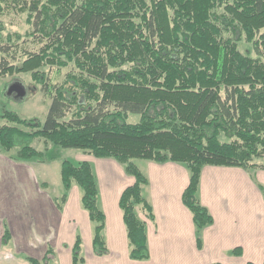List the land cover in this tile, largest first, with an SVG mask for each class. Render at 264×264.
I'll return each mask as SVG.
<instances>
[{
    "label": "trees",
    "instance_id": "1",
    "mask_svg": "<svg viewBox=\"0 0 264 264\" xmlns=\"http://www.w3.org/2000/svg\"><path fill=\"white\" fill-rule=\"evenodd\" d=\"M8 1L0 0V14ZM13 5L27 10L32 28L26 37L0 34V73L31 71L52 102L44 121L4 110L0 147L17 148L18 161H61L63 192L56 203L66 202L73 185L80 187L82 206L95 223L97 255L109 247L95 166L64 157L58 147L121 163L134 178L119 205L129 256L136 260L151 257L139 210L150 219L155 214L144 193L149 178L135 158L183 163L190 181L182 198L202 246V230L214 222L198 195L204 166L264 169L258 161L264 157V0H13ZM242 36L255 55L240 49ZM36 38L43 45L24 50L19 61L17 48ZM43 67L69 70L54 83ZM131 113L139 120L129 121ZM39 137L44 149L31 143ZM9 239L5 228L3 242ZM82 249L77 233L73 264L87 263ZM231 252L243 253L239 246ZM50 254L51 246L42 259L26 258L29 264H51Z\"/></svg>",
    "mask_w": 264,
    "mask_h": 264
},
{
    "label": "crops",
    "instance_id": "2",
    "mask_svg": "<svg viewBox=\"0 0 264 264\" xmlns=\"http://www.w3.org/2000/svg\"><path fill=\"white\" fill-rule=\"evenodd\" d=\"M156 163L150 164L149 184L144 188L155 219L139 212L147 224L149 259L129 256L127 229L119 205L122 191L134 178L127 173L125 178L120 172L121 179L112 181L105 174L106 182L93 162L99 178L100 204L106 214L104 235L109 252L97 255L93 250L95 223L84 210L81 197L78 202V194H72L77 184L69 190L66 202L58 205L54 200L58 196L48 192L49 184L43 186L35 176L28 175L26 184L18 186L20 193L8 201L10 239L3 242L5 230L1 227L0 264H29L27 256L42 259L49 246L54 251L50 254L51 264H73L72 247L77 233L83 238L86 264H263L264 194L259 185H264L263 168L204 166L198 195L214 222L202 230V246H198L193 215L182 198L190 171L180 162ZM3 203L2 198L0 205ZM238 246L242 248L241 255L231 252Z\"/></svg>",
    "mask_w": 264,
    "mask_h": 264
},
{
    "label": "rangeland",
    "instance_id": "3",
    "mask_svg": "<svg viewBox=\"0 0 264 264\" xmlns=\"http://www.w3.org/2000/svg\"><path fill=\"white\" fill-rule=\"evenodd\" d=\"M8 2V7H6L5 12L3 14H0L1 37L8 38V35L13 32H20L23 37H26L27 32H29V30L32 28L31 23L27 20V10L22 11V9H20L18 5H13V0H9ZM14 4H16V2ZM37 40V38L34 40H30L27 43V46L24 47V49L20 47L17 48L19 61H21L25 56L24 50L30 49L36 51L41 47V45H43V42ZM239 47L240 49H242V51L255 55L252 43L247 41L244 36H242L241 40L239 41ZM43 69L46 71H50V80L52 82L59 83L64 79L66 73L69 70V67H63L61 70L56 67H43ZM14 78L22 80L27 85L28 89L25 95L12 96L11 94L7 93L6 88L9 82ZM40 85L33 78L31 71H11L5 74L0 73V125L5 122V118L3 117L4 110H13L22 117H36L44 121L49 112L52 100L48 95L44 93ZM68 117H70V114H68ZM139 118L140 116L138 114L131 113L128 120L131 122H135L138 121ZM31 143L38 149H44L46 147V141L43 137H39L36 139L34 138ZM47 143L48 146H52L50 142ZM58 149L64 157H67L69 159H87L92 163L94 162L96 168L99 170V174L102 179L105 174L107 175L108 180H112V178L117 177L121 179L119 175L120 172L121 175L126 178V172H124L123 170V165L113 158L96 157L93 154L86 153L83 149L75 147L65 148L59 146ZM86 154L88 156H86ZM16 156L17 148L9 151L0 147V200H2V198L4 200V203L0 205V228L2 227L4 228V230L5 228H8L9 230L11 229L9 225L8 201H10L12 198H16V195L20 193L18 186L20 187L21 183L26 184V178L28 179L29 176H35L37 182L42 183V185L43 182H47L49 184L48 192L52 197H59L63 192L60 160L47 163H42V161H39V159L38 161H18L16 159ZM135 161L138 163L141 169L146 172V174L149 172L151 162L157 164L155 161L142 158H135ZM258 161L264 162V157L259 158ZM33 168L35 170V173H33ZM104 179L107 182L105 177ZM112 181L116 180L114 179ZM78 187L79 186L77 185V188L72 191V194H74L75 196L76 194H78V202H80L81 189L80 187ZM75 196L74 199H77V197ZM54 200H56V198ZM139 212L143 213L142 210H139Z\"/></svg>",
    "mask_w": 264,
    "mask_h": 264
},
{
    "label": "water",
    "instance_id": "4",
    "mask_svg": "<svg viewBox=\"0 0 264 264\" xmlns=\"http://www.w3.org/2000/svg\"><path fill=\"white\" fill-rule=\"evenodd\" d=\"M27 89V85L22 80L16 79L9 85L7 93L12 94L15 92L17 96H23L27 92Z\"/></svg>",
    "mask_w": 264,
    "mask_h": 264
},
{
    "label": "flooded vegetation",
    "instance_id": "5",
    "mask_svg": "<svg viewBox=\"0 0 264 264\" xmlns=\"http://www.w3.org/2000/svg\"><path fill=\"white\" fill-rule=\"evenodd\" d=\"M0 58H1V57H0ZM16 79H18V78H14L12 81L9 82V84H8V86H7V88H6V91L8 90L9 85H10L13 81H15ZM11 95H12V96H16L17 94H16L15 92H13Z\"/></svg>",
    "mask_w": 264,
    "mask_h": 264
}]
</instances>
